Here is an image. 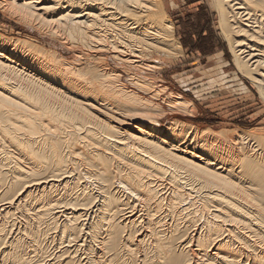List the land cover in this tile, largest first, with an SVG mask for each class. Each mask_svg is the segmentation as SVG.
Instances as JSON below:
<instances>
[{
  "label": "bare ground",
  "instance_id": "bare-ground-1",
  "mask_svg": "<svg viewBox=\"0 0 264 264\" xmlns=\"http://www.w3.org/2000/svg\"><path fill=\"white\" fill-rule=\"evenodd\" d=\"M214 3L236 67L264 99V0ZM3 4L89 54L74 69L0 35V264H264V137L225 144L178 122L159 128L157 110L100 69L104 53L143 72L158 66L146 53L180 52L162 0ZM102 116L139 126L121 132ZM192 192L202 224L187 217Z\"/></svg>",
  "mask_w": 264,
  "mask_h": 264
},
{
  "label": "rangeland",
  "instance_id": "rangeland-1",
  "mask_svg": "<svg viewBox=\"0 0 264 264\" xmlns=\"http://www.w3.org/2000/svg\"><path fill=\"white\" fill-rule=\"evenodd\" d=\"M162 2L173 26V39L179 45L180 52H171L169 56H161L154 52L153 54L146 53L148 61L156 62L158 66L154 68L155 70L153 69L154 71L141 68L143 72H138L135 68L125 69L124 66L113 62L109 57L110 54L104 53L105 60L100 69L117 74L118 84L123 89L134 93L140 101L149 103L151 109H156L158 114H154L156 117L154 123L156 122L159 128H165L172 122H178L187 127L192 126L198 131L205 130L207 133L218 135L222 133L221 136L224 135L222 138L227 140L230 137L227 142L224 140L225 144H229L231 139L235 140L240 133H244L246 137H264V99L261 98L256 86L246 77L244 78L236 67L229 37L234 36L233 31L223 32L222 26L225 22L219 18L214 0H162ZM0 6V35L11 39L10 41L24 40L33 43L48 52L49 57L51 54V57H56L55 59L58 58L63 63L66 62L74 69L77 68L75 63L80 53L83 51L82 53L89 54L88 48L77 47L63 37L51 35L48 28L40 26L38 22L29 20L28 23V20H22L21 14L14 12L13 7L7 4ZM19 20H22V23ZM82 67L80 70L83 69ZM136 80L145 85V88L133 86L131 82H136ZM154 91H157L158 96L153 95ZM171 95L186 103L185 114H182L181 110H179L181 112L175 111L165 105V100ZM128 101L129 105L133 103ZM147 114L153 115L151 112ZM102 118L121 132L131 133L139 126L136 122L124 121L117 116H115L116 119L105 116ZM119 119L120 122H113ZM189 131L192 132V130ZM208 135L212 141L213 134ZM246 141L248 140H245V143ZM225 149H228V145ZM218 151L223 152L222 149ZM182 180L186 181V178ZM182 180L180 179V183L184 186V190L191 188L189 187L190 181L182 182ZM87 182V187L94 186L91 181ZM162 193H170L169 187H164ZM195 195L197 194L192 192L193 199L190 201L194 203L193 200L196 199L197 205L195 203V206L191 205L187 217L197 216L195 220L202 224L201 219L203 218H198V216L204 217L205 215L200 210V200ZM184 202L188 203V200ZM133 204L136 202L134 201ZM135 213L139 214L138 209H135ZM26 242L23 241L24 248L30 245L28 241ZM55 248H49V253H56L58 249ZM78 255L84 258L81 253Z\"/></svg>",
  "mask_w": 264,
  "mask_h": 264
}]
</instances>
